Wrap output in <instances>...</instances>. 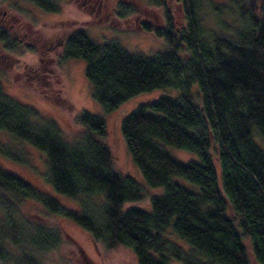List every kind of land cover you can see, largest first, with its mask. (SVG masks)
<instances>
[{
  "label": "trees",
  "instance_id": "16d2710c",
  "mask_svg": "<svg viewBox=\"0 0 264 264\" xmlns=\"http://www.w3.org/2000/svg\"><path fill=\"white\" fill-rule=\"evenodd\" d=\"M31 1L43 10L57 9L51 0ZM178 2L182 21L166 11L165 26L139 24L166 44L152 55L130 52L116 40L94 42L78 28L66 36L62 51L63 57L84 60L91 99L101 112L147 91L177 90L174 97L160 94L137 103L119 124L140 174L149 186L162 189L149 197L148 208L124 206L141 199L143 190L113 168L101 140L102 114L74 115L84 131L69 143L52 120H37L38 111L12 98L0 82V131L43 151L56 195L36 191L0 166V260L6 259L7 239L16 249L14 264H41V254L60 244L57 229L20 216L15 200L23 197L70 218L107 249L128 248L136 264H249L242 235L254 260L264 264V147L254 139L264 144V0L213 5L217 26L211 28L202 25L200 0ZM132 10L119 3L115 14ZM227 12L235 26L223 21ZM166 146L197 159L180 161ZM97 195L99 204L89 201ZM60 197L76 199L80 209L66 208ZM167 227L191 251L164 237Z\"/></svg>",
  "mask_w": 264,
  "mask_h": 264
},
{
  "label": "rangeland",
  "instance_id": "374dc122",
  "mask_svg": "<svg viewBox=\"0 0 264 264\" xmlns=\"http://www.w3.org/2000/svg\"><path fill=\"white\" fill-rule=\"evenodd\" d=\"M51 1L56 5V10H43L31 0H0V31L3 33V37L0 38V82L12 98L21 100L38 111L37 120L42 121L41 118L52 120L59 127L63 139L69 143L77 142L84 131L82 126L73 122L74 115L82 111L102 114L106 122V133L101 140L110 151L113 168L120 175L132 177L143 190L141 199L127 202L124 206L148 208L149 197L158 194L162 189L149 186L140 174L127 150L119 124L122 117L137 103L160 94L174 97L177 90L158 88L147 91L127 100L110 112H101L91 99L92 83L84 76V60L63 57L61 46L50 49L49 43L52 41L55 44L59 39L64 40L71 30L78 28L94 42L116 40L130 52L149 56L165 48L166 44L161 37L141 30L140 22L148 20L155 26H165L164 13L167 12L180 22L183 18L182 5L178 0H166L165 7L154 5L149 0ZM227 1L200 0V12L205 13L202 20L204 27L217 26L214 20L216 14L211 7L223 5ZM119 3L131 6L133 10L128 15L118 17L115 13ZM3 11H6V15H3ZM8 14L12 16L10 19ZM221 17L225 22L232 21V26L236 25L228 12L226 15L223 13ZM6 19L8 23L5 22ZM39 66L45 67L48 72L44 79L33 77L31 72L33 68ZM254 139L264 147L259 138ZM165 148L180 161L197 159L190 151L172 146ZM0 166L22 178L36 191L55 195L47 180V162L43 151L13 134L2 131ZM173 179L183 186H191L180 177ZM17 199L15 204L23 219L55 228L60 233V244L41 254L39 258L41 264H136L128 248L118 246L107 249L100 242L94 241L88 232L70 218L49 212L36 200L23 197ZM58 199L68 209L75 211L80 209L76 199L68 197ZM100 200L99 195L89 199L94 204H99ZM239 232L242 235L240 229ZM163 236L176 242L183 249L191 251L190 246L170 227L163 230ZM242 240L247 250L249 264H258L251 254L247 236L242 235ZM5 242L6 259L0 260V264H14L16 249L9 244L8 239ZM170 264L175 263L170 261Z\"/></svg>",
  "mask_w": 264,
  "mask_h": 264
},
{
  "label": "flooded vegetation",
  "instance_id": "af4514ba",
  "mask_svg": "<svg viewBox=\"0 0 264 264\" xmlns=\"http://www.w3.org/2000/svg\"><path fill=\"white\" fill-rule=\"evenodd\" d=\"M3 13V15H6V11H3L2 12ZM8 16V18L10 19L12 16L11 15H7ZM7 18V17H6ZM7 21V19L5 20V22ZM6 23H8V22H6ZM34 37H32V39H33ZM35 41H36V39H35ZM60 43V44H59ZM64 43H65V39L64 40H61V39H59L58 40V42L56 41L55 42V44L51 41L49 44V48L51 49H54V48H56V47H58L59 45L61 46V49H63V46H64ZM2 56H3V54H2ZM4 56H5V54H4ZM0 57H1V53H0ZM14 60H16V59H14ZM47 61V60H46ZM15 73H21V72H19V71H14ZM32 74H33V77H35V78H42V79H44V78H46L47 77V75H48V72L46 71V69H45V67H43V66H39V67H35V68H33L32 69ZM14 73V74H15Z\"/></svg>",
  "mask_w": 264,
  "mask_h": 264
}]
</instances>
